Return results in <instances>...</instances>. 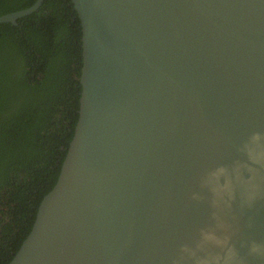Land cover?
<instances>
[{
  "label": "water",
  "instance_id": "1",
  "mask_svg": "<svg viewBox=\"0 0 264 264\" xmlns=\"http://www.w3.org/2000/svg\"><path fill=\"white\" fill-rule=\"evenodd\" d=\"M71 1L78 118L7 264H264V0Z\"/></svg>",
  "mask_w": 264,
  "mask_h": 264
},
{
  "label": "trees",
  "instance_id": "2",
  "mask_svg": "<svg viewBox=\"0 0 264 264\" xmlns=\"http://www.w3.org/2000/svg\"><path fill=\"white\" fill-rule=\"evenodd\" d=\"M35 0H0V15ZM81 27L71 0L0 23V264L29 233L78 118Z\"/></svg>",
  "mask_w": 264,
  "mask_h": 264
},
{
  "label": "flooded vegetation",
  "instance_id": "3",
  "mask_svg": "<svg viewBox=\"0 0 264 264\" xmlns=\"http://www.w3.org/2000/svg\"><path fill=\"white\" fill-rule=\"evenodd\" d=\"M10 23H11V22H10ZM12 24L17 25V19H16V23H12Z\"/></svg>",
  "mask_w": 264,
  "mask_h": 264
}]
</instances>
